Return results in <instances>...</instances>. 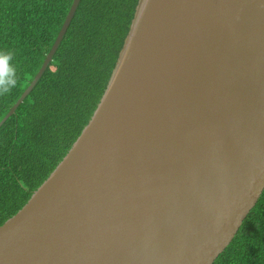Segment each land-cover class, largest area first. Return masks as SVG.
Instances as JSON below:
<instances>
[{
  "label": "water",
  "instance_id": "obj_1",
  "mask_svg": "<svg viewBox=\"0 0 264 264\" xmlns=\"http://www.w3.org/2000/svg\"><path fill=\"white\" fill-rule=\"evenodd\" d=\"M263 189L264 0H137L88 122L0 225V264H211Z\"/></svg>",
  "mask_w": 264,
  "mask_h": 264
},
{
  "label": "trees",
  "instance_id": "obj_2",
  "mask_svg": "<svg viewBox=\"0 0 264 264\" xmlns=\"http://www.w3.org/2000/svg\"><path fill=\"white\" fill-rule=\"evenodd\" d=\"M73 0H0V120L32 80ZM137 0H79L52 59L0 125V225L29 199L88 122L115 64ZM211 264H264V189Z\"/></svg>",
  "mask_w": 264,
  "mask_h": 264
},
{
  "label": "clouds",
  "instance_id": "obj_3",
  "mask_svg": "<svg viewBox=\"0 0 264 264\" xmlns=\"http://www.w3.org/2000/svg\"><path fill=\"white\" fill-rule=\"evenodd\" d=\"M10 59V56L0 57V60ZM17 78L13 70L7 77H0V95L10 92L16 86Z\"/></svg>",
  "mask_w": 264,
  "mask_h": 264
},
{
  "label": "snow or ice",
  "instance_id": "obj_4",
  "mask_svg": "<svg viewBox=\"0 0 264 264\" xmlns=\"http://www.w3.org/2000/svg\"><path fill=\"white\" fill-rule=\"evenodd\" d=\"M0 65H2V62H0Z\"/></svg>",
  "mask_w": 264,
  "mask_h": 264
}]
</instances>
